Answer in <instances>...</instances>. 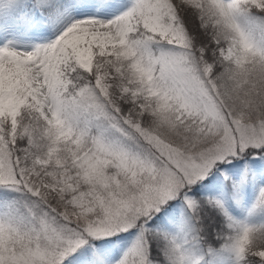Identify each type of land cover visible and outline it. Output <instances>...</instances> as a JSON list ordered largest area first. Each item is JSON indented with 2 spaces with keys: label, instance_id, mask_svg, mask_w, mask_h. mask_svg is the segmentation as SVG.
<instances>
[{
  "label": "snow or ice",
  "instance_id": "1",
  "mask_svg": "<svg viewBox=\"0 0 264 264\" xmlns=\"http://www.w3.org/2000/svg\"><path fill=\"white\" fill-rule=\"evenodd\" d=\"M0 264H264V0H0Z\"/></svg>",
  "mask_w": 264,
  "mask_h": 264
}]
</instances>
